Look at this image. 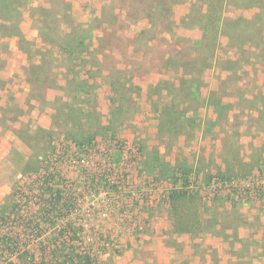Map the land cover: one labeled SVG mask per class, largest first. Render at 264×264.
<instances>
[{"label":"rangeland","instance_id":"obj_1","mask_svg":"<svg viewBox=\"0 0 264 264\" xmlns=\"http://www.w3.org/2000/svg\"><path fill=\"white\" fill-rule=\"evenodd\" d=\"M101 1L91 2L93 6H88V9L96 8ZM123 1L115 0V5L124 6ZM126 1L130 2V0ZM253 1L229 0L224 11L219 0H215L212 9L215 10L216 17L219 16V20H213L210 17L204 25L202 36H209L208 40H204V44L209 39H214L211 36L218 35L215 38L218 40L219 47L217 59H224L219 61L217 66L206 69L200 87V97L211 95V88L218 87V91L214 92L215 95H218L224 104L232 105L226 113L227 118H219L212 106L208 105L204 109L205 101L201 102L200 98L199 102H194L195 109L199 110V116L196 117L197 126L187 129L184 126L185 119L182 116L176 117L179 115L177 113L186 106L185 102H182L186 99V92L178 94L174 91L173 96L166 95L163 100L160 92L157 94L160 88L156 86L149 88L151 92L146 87L140 86L138 98V94L134 93L137 89H131L126 97V107L121 110L117 106L118 109H116V105L111 101L116 94L106 82L107 80H101V82L105 81L107 86L97 88L95 111L101 113L100 119L103 124L112 127L114 133L111 132L108 136L117 138L119 142L112 141L111 138L107 141L106 138L98 135L96 149L86 144L85 150L98 154L112 152L120 154L121 157H116L112 166L106 165V161L83 157L80 165L74 163L69 167L70 172L67 176V182L73 190L76 188V195L79 197L74 206V212H78L82 222L81 228L85 232L83 246L93 244L90 234L97 232L104 242L107 241V250L112 254V256L109 253L89 256L95 264H118L117 256H140L142 258L157 256L160 234L165 226L169 227V218L175 222V226L182 222H193L201 223L202 227L205 220L208 226L213 216L227 211V208L234 209L232 200L234 197L236 199L234 210L253 208L247 217L246 213L244 215L239 211L243 218L239 221L241 224H245L246 218L247 221L249 220L248 223L251 221L247 233L251 235L256 233L257 239L264 234V74L259 73L258 77L254 78L257 75H253L252 69L246 65L244 68L249 74H244L246 81L238 86L240 76L238 73L233 74L221 70L224 69L223 65L227 66L225 60L230 59L229 56H235L237 52L228 53L229 39L226 35L213 31L212 28L206 30L214 24L220 26L222 24L220 19L224 12L231 17L252 16L254 9L250 7L253 6ZM38 5L48 7L51 3L50 0H38V2L32 0L29 7H24L20 28L27 42L22 41L19 36L5 35L4 30L0 29V202L11 191L14 181L21 176L24 164L31 155L33 147L39 149L45 147L42 134L36 131L37 127H43L40 123L42 121L40 114L47 115L51 121L50 126L45 128L53 127L52 115L55 98L49 100L48 97L47 99L42 97L41 102L33 103L31 97L35 93V88L32 87L34 93H31L32 85L30 82L27 83L32 62L37 63L46 52V44L40 37L42 33L39 31L45 21V16L42 10L29 9L37 8ZM72 12L74 14L73 9ZM80 15L81 13L78 14ZM78 16L74 15L75 19ZM195 16H199V13ZM134 23L135 21L129 25L131 29H134ZM37 29L38 33L34 31ZM156 31L149 34L140 33L135 40L139 50L135 49L137 54L135 52L126 54L127 60L131 58V62L135 61L138 67L143 68L153 60L156 62L158 54L155 51L159 43L157 41L153 44L149 43L150 38L156 35ZM183 31L185 33L182 34V38H190L188 41L191 44L198 43L202 38V36L199 37L200 32L198 33V30L194 28L188 27ZM131 32L128 30V33ZM158 34L155 37L157 40ZM178 40L181 41V39ZM205 47L203 45L199 51L209 56V51ZM121 48L124 54V47ZM57 55L58 53L55 52L53 56ZM195 57L198 58V54ZM120 58L124 60L122 55ZM24 59L25 64L15 70V67ZM59 59L52 61L55 69L50 68L49 74L45 73L46 70L41 73L39 69L37 74L41 75L43 80L49 77L50 82H54L53 78L58 74V85H62L64 80L61 73L64 72L63 65L66 63L61 58ZM175 62L174 59L173 64ZM197 62L200 63L193 62L188 68L208 64L199 58ZM208 62H210L209 58ZM134 71L132 74L135 73ZM176 74L178 73L173 74L175 80ZM227 74H229L228 80L225 83L221 82L220 79L223 80ZM240 74L243 76L242 73ZM136 82L138 83L137 79ZM40 87L42 88V85ZM28 88H30L29 91ZM53 89L60 92L59 89ZM36 91L37 94L41 92L39 88ZM245 93L248 95L245 96ZM115 110H117V115ZM173 110H177L176 114ZM202 131L206 140L200 138ZM19 132L23 135L28 134L26 135L29 136L28 139H22L18 135ZM177 156L183 158L180 163L170 164ZM92 160L93 162L90 163ZM190 160L198 161L201 165L194 166L190 163L191 166L187 163ZM160 161H166L169 164V168L165 167L164 173ZM195 168L197 170H194ZM95 170L98 175L96 183H93L90 176L92 172L95 174ZM214 177L224 181L216 189L212 186ZM101 178L108 180L107 185L97 183ZM191 185H193L192 188H190ZM240 186L250 188L245 199L235 194ZM175 189L181 193L186 192L187 195L172 200L171 191ZM222 219L235 223V219L231 216H224ZM233 223L225 225L230 226ZM225 227L220 225L216 229L213 228V231L223 233L229 229L225 230ZM50 230L53 235L58 232V228ZM203 231L207 230L203 229ZM227 233L234 235L232 238L236 240V234L232 229ZM240 243L236 244L232 252L241 258V264H250L260 259L257 250L258 248L263 249L260 247L261 241L255 242L249 238ZM262 244L264 245V241ZM43 257L49 261L48 264H61L59 262L66 256H37V261L41 262ZM75 258V264H86L88 256H76Z\"/></svg>","mask_w":264,"mask_h":264},{"label":"trees","instance_id":"obj_2","mask_svg":"<svg viewBox=\"0 0 264 264\" xmlns=\"http://www.w3.org/2000/svg\"><path fill=\"white\" fill-rule=\"evenodd\" d=\"M31 2L32 0H0V29L4 30L5 35L19 36L22 41L27 42L20 28V22L23 18L24 7H29ZM50 3L51 5L48 7L38 5L37 8H29L42 10L45 16V21L39 30L42 33L43 42L46 44V52L41 57V64L32 62L29 69L30 73H28V81L32 84L33 89L35 88L34 95H39L40 99L42 97L46 99L45 92L48 88H56L67 92L68 100H63L62 97L56 99L52 115L53 127H37L36 131L42 134L45 147L41 149L33 147L31 155L24 164L21 176L14 181L11 191L0 202V264L49 263L48 260H45V257L42 258L41 262L37 261V256H66L65 259L59 262L61 264L66 262L75 264L76 256H88L85 263L95 264L89 256L109 253L107 241L104 242L97 232L90 234L92 235L93 244L83 246L85 232L81 228L82 222L78 212H74V206L79 197L76 195V188L73 190L67 182V176L70 172L69 167L74 163L80 165L83 157L106 161V165L112 166L116 157L120 156V154L117 155L112 152L98 154L96 152H86L85 150L86 144L96 149L98 135L103 136L107 141L111 138L112 141L119 142L117 138L108 136L109 133H114L112 127L103 124L100 119L101 113L95 111L97 107L96 89L98 88L96 79L103 77L107 80L106 82L116 94L111 98L112 104L116 105V109L120 108L122 110L126 107V97L130 94L131 89H137L134 92L138 94L137 98L141 90L140 86L134 81L132 69L116 68L117 63L122 62L121 55L125 61H129L125 55L131 52L130 45H134L135 41L125 36L124 30L129 24L126 20H122L121 14L116 11L115 2L109 6H104L101 13L89 25L74 22L71 3L68 0H50ZM123 3L130 7V10L127 11L128 16L136 18L144 15L149 18L153 31L157 30L156 35L152 36L149 41L155 39L159 33L157 40L159 44H157L155 51L158 54V59L156 62L153 60L150 63L151 69L158 70L161 65L166 64L170 67L169 70H179L185 66L189 67L193 62L200 63L197 62L198 58L208 63L205 66L195 65L190 67L188 73H186L188 76L182 77L181 85L177 90L178 94L185 91L186 99L191 103V106L195 105L194 102H199L204 72L224 59L220 57V60L217 59L218 40L215 38L218 35H215L216 37L211 36L214 39H209V41H207L208 35L202 36L198 43L194 42L192 44L188 41L190 38L179 37L178 39H181V41L177 39L176 42L168 43L163 48L160 42L165 38L161 36V39L160 35L164 32L175 34L176 21L173 17L174 4L172 0H130V2L124 0ZM252 3L260 8V11L253 18L242 15L237 17L228 16L220 19L223 25L214 24L212 27L206 28V30L212 28L213 31L226 35L229 39V48L238 52V58L226 59L227 66H223L224 69L233 74L238 73L240 75L239 80L244 78V74H249L244 68L247 64L253 69H255L257 63L264 66V0H254ZM214 15L216 16L215 10L212 9V13L205 17V21H200L201 14L198 18L195 16L193 18L205 25L206 20L210 17L213 20L218 19L219 16L214 18ZM104 23L111 25L112 29H104V35L96 37L94 31L102 27L101 25ZM145 33V31L142 32V34ZM93 39L98 40V44L94 48L92 46ZM205 39H207V42L204 44ZM163 43H165V40ZM151 44L153 43L151 42ZM203 45L209 51V56H205V52L199 51L200 47L203 48ZM122 46L124 47V54L121 52ZM107 51L111 52L108 53ZM26 52L30 54L28 50ZM55 52L58 55L54 57ZM167 53H170L171 57L166 61ZM99 54H103V60L99 58ZM197 54L198 58L195 57ZM59 58L66 63V71L61 73L66 81L65 85H58V74L53 78L54 82H50L49 77L43 80L41 75L37 74L38 69L41 73L46 70L45 73L49 74L50 68L55 69L52 61ZM208 58L210 62H208ZM174 59L176 62L173 64ZM227 80L220 79L223 83ZM169 85L173 86V83ZM37 88L40 89V94H37ZM57 103L59 104L57 105ZM60 103L62 104L60 105ZM206 103L213 107L219 118H227L226 113L232 108L229 103L224 104L214 92L207 98ZM115 111L117 115V110ZM173 111L176 114L177 110ZM177 114L179 115L176 117H183L186 115V110L181 109ZM183 118L186 121L184 126L189 128L197 123L195 117L187 116ZM115 119H117V116ZM19 133L18 135L22 139H28L29 136H26L28 134ZM92 162L93 160L90 161V163ZM160 162L164 173L165 167L169 168V164L166 161ZM94 173L92 172L90 177L91 181L96 183L97 170ZM219 175L221 174L219 173ZM107 181V179L101 178L97 183L107 185ZM171 193L172 200L187 195L186 192L181 193L176 189L172 190ZM232 200L234 209H236L235 197ZM234 209L213 216L208 226H206V220L203 221L202 227L201 223H198L197 226L206 230H211L212 227L218 224L227 226L226 223L233 222L222 219V217L231 216L235 219V223L227 227L231 228L236 234L237 228L241 225L239 221L243 218L240 212ZM236 219H238L237 222ZM245 223H247L246 219ZM235 224L236 227H234ZM53 228H58L56 235L51 234L50 229ZM194 230L201 231L195 226L191 231ZM52 237H54L53 240ZM108 243L111 242L108 241ZM15 257L16 260H14Z\"/></svg>","mask_w":264,"mask_h":264},{"label":"crops","instance_id":"obj_3","mask_svg":"<svg viewBox=\"0 0 264 264\" xmlns=\"http://www.w3.org/2000/svg\"><path fill=\"white\" fill-rule=\"evenodd\" d=\"M38 2V0H35ZM71 3V12L72 9L74 11V14L72 12V15L74 17V15H77L81 13L80 16H78L76 19L74 17V22H81L84 25H89L90 22H92L94 20V18L99 15L103 9L104 6L108 5V4H113L115 2V0H102L101 3L96 6V8H92V10H89L88 6H93L92 3H94V1H98V0H68ZM127 2V1H126ZM173 2V17L176 21V25H175V29L173 33L170 32H164L162 33V35H160V38L162 39L161 36H163L165 39V43L164 40H162L160 42L161 46L163 48H165L168 43H174L176 42V40L179 37H182V34L185 33L186 28L191 27L194 28L196 30H198V33L200 32V38L203 34V30H204V23L200 22V21H205V17L208 16L210 13H212V6L213 3L215 2V0H172ZM228 2L229 0H219V4L221 7L224 8V11L226 9V6H228ZM91 4V5H90ZM253 6L250 7L252 9H254V12L252 14V16H245L247 18H253L259 11L260 8L258 7V5L256 4H252ZM121 7V8H120ZM88 11H85L87 10ZM222 9V8H221ZM120 10V12H119ZM130 10V7L128 5L124 6H119L117 5L116 7V11L118 13H121V18L122 20H126L128 22L129 25H131L133 23V21H135L134 23V29H131V26H128L125 30H124V34L125 36H127L128 38L133 39L134 41L136 40V38L139 37L140 33L142 34L143 31H145V34H149V33H153V28H152V24L150 23V20L147 16H138V17H130L127 15V11ZM197 13H199V15L201 14V20L197 21V19L193 18ZM196 18L198 16H195ZM216 16L214 15V18ZM224 17H228V15L224 12V15L221 17V19H223ZM186 25V27H185ZM223 25V23H222ZM102 27H99L98 29H96L94 31V35L96 37L99 36H103L104 35V29L106 30H111L112 26L108 25L107 23H104L103 25H101ZM185 29H183V28ZM223 27V26H221ZM220 27V28H221ZM128 30H130L131 33H128ZM36 31V33H38V29L34 30ZM40 31V30H39ZM183 31V32H182ZM222 34V33H221ZM15 36V35H14ZM39 37V36H38ZM42 38V36H40ZM43 40V38H42ZM38 41V39H37ZM92 46L93 48L95 46H97L98 44V40L97 39H93L92 40ZM157 39H152V41H149V43H153L156 42ZM229 47V46H228ZM137 48L136 42L134 45H130V54L133 52H135V49ZM138 49V48H137ZM219 47H217L216 53L219 52L218 51ZM19 51H21V49L18 48ZM228 53L231 54L233 53L235 50L232 49H228ZM108 53H110L111 51H107ZM237 51H235L236 53ZM116 53V51H115ZM171 57L170 53L166 54V61L167 59H169ZM239 54L237 52V54L235 56H229L230 59H235L238 58ZM99 58L101 60L104 59L103 54H99ZM122 62H118L116 65V68L119 69H132L135 73L134 74V81L136 84H138L139 86L143 87V88H147V90H149V88H152V86H156L158 88H160V90L158 89L157 94L160 92V97H162V99H165L166 95H170L173 96L174 95V91L179 90V87L181 85V81H182V77L183 76H188L186 75V73H188V66H185L184 68H180L179 70H169L170 67L167 66L166 64H163L160 66V69H151L150 68V64H147L146 66L143 67H138L137 64L135 63V61L131 62V58L129 61H125L127 63H125L123 60H121ZM41 62V58L40 60H38L37 63ZM65 63V62H64ZM25 64V59L23 61H20V63L18 64L17 67H15V70L20 69V67H22ZM65 65H63V71L65 72ZM248 65V64H247ZM217 66V65H214ZM249 67L252 69L253 75L256 74L257 76H254V78L258 77L259 73L264 74V66L261 63H257L255 69H253V67H251L249 65ZM140 70V72H138ZM222 71H227L228 73H230L229 70L227 69H221ZM175 72H177L178 74H176V80L175 77L173 76V74H175ZM251 72V73H252ZM105 73V72H104ZM205 73V72H204ZM179 75V76H178ZM181 75V76H180ZM229 74L225 75V77L223 79H227ZM105 78L103 77H98L96 80V82H98V86H107L106 82H101V80H103ZM136 79L138 80V83L136 82ZM204 79V76H203ZM63 82L62 85L66 84L65 79L63 78ZM27 81V80H25ZM169 83H168V82ZM246 80L244 78H241L240 80L238 79V86L242 85ZM164 82V84H163ZM167 82V83H165ZM27 83L29 84V81H27ZM173 83V86L169 85ZM30 85H32L30 83ZM168 85V86H166ZM30 87V86H29ZM31 86V93H34L32 90ZM212 86L210 85V88ZM141 89V88H140ZM214 89V90H213ZM30 90V88H28V91ZM55 89L53 88H48L45 92L46 95V99L48 97L49 100H53L54 98V104L56 103V99L58 97H62L63 100L67 99L68 93L65 92L62 89H59V91H54ZM218 91V87H214L211 88V92H216ZM149 92H151V89L149 90ZM178 92V91H177ZM245 92V91H244ZM30 93V94H31ZM96 93H97V89H96ZM167 93V94H166ZM211 93V94H212ZM201 94V90L199 93V100L201 98V102H204V109H206L208 106L207 102V98L210 96H204V97H200ZM48 95V96H47ZM97 95V94H96ZM248 95V93H245V96ZM32 102H41L42 99H40V97L36 96V95H32L31 97ZM176 100V99H175ZM182 102H185L184 104L186 106H184L182 110H186V115H184L183 117H197L199 116V113L197 109H195V106H191V103L185 99ZM196 105V104H195ZM187 107V108H185ZM214 111V109H213ZM215 113V111H214ZM45 114V113H44ZM216 114V113H215ZM47 115H43L40 114V118L42 119V121L40 122L41 125H43V127H49L50 126V119L49 117L47 118ZM197 124L193 127H196ZM190 126V128H193ZM185 128L189 129V127L185 126ZM201 140H206V137H204V133L203 131L201 132ZM207 151V147L205 148ZM206 153V152H205ZM207 154V153H206ZM181 159H183L182 157H174L173 161L170 164H179ZM188 164H192L194 166L196 165H201L199 164V162L195 161V160H190L187 162ZM190 164V165H191ZM191 165V166H192ZM194 170H197V168H195ZM193 174V173H192ZM197 178V176H195ZM199 177V176H198ZM227 211L229 210V208L226 209ZM253 210L252 207L247 208L245 210L239 209V211H241L244 215L246 213V217L248 214L251 213V211ZM230 211V210H229ZM256 216V214H255ZM251 218V216H250ZM247 219V218H246ZM249 221V220H248ZM247 221V223H248ZM251 222V221H250ZM250 222L246 225L245 224H241L238 228H237V233H236V240H233L230 234H228L227 232L229 230H231V228L229 227H225L228 230H226L223 233H218L216 231H213L216 227H220V224L215 225L214 227L211 228V230H207V231H203V228L201 229L200 232L197 231H191L193 230V227L195 226V228H200L199 226H197L198 223H193V222H182L180 224H176L175 226V222L171 221L169 218V227L165 226V228H163L162 234H160V246H157L158 248V252L156 253L157 256H150L148 258H142L140 256H117L116 260L118 264H241L242 260L240 257H238L236 254H234L232 252L233 248H236V244H241L240 242L246 241L249 238H251L253 241H261L260 243V247L258 248V256L260 257V259L254 260L253 263L250 262V264H264V245L262 244V242L264 240V234H262V236L257 239V235L256 233H254L253 235H251V233H247V228L248 225L250 224ZM161 224V223H160ZM263 225V224H262ZM167 229V230H166ZM190 230V231H189ZM256 235V236H255ZM257 239V240H256ZM232 244V246H231ZM262 244V245H261ZM229 245V246H228ZM127 257V258H126ZM247 264V263H246ZM249 264V263H248Z\"/></svg>","mask_w":264,"mask_h":264},{"label":"built area","instance_id":"obj_4","mask_svg":"<svg viewBox=\"0 0 264 264\" xmlns=\"http://www.w3.org/2000/svg\"><path fill=\"white\" fill-rule=\"evenodd\" d=\"M223 183H224V181H222V180L220 181L219 179L214 177L213 181H212V186L214 187V189H216V187L218 185H221ZM247 185H249V184H247ZM192 187H193V185L190 186V188H192ZM249 192H250V188H248V186H243V187L240 186L237 188L236 195H237V197H241V198L245 199L248 196L247 194Z\"/></svg>","mask_w":264,"mask_h":264}]
</instances>
